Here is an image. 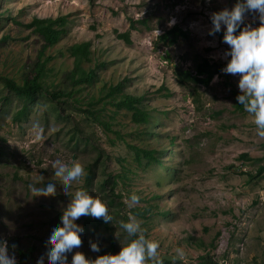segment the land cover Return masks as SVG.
Here are the masks:
<instances>
[{"label": "rangeland", "instance_id": "obj_1", "mask_svg": "<svg viewBox=\"0 0 264 264\" xmlns=\"http://www.w3.org/2000/svg\"><path fill=\"white\" fill-rule=\"evenodd\" d=\"M236 2L0 0V13L19 22H0V38L9 37L0 43V76L21 83L36 60L41 42L26 27L35 17L69 16L67 35L47 51L53 56L47 66V89L59 86L71 90L62 79L72 66V60L61 55L68 45L90 42L99 62H107L104 68H97L98 76L91 84L79 85L73 97L61 104L64 111L57 109L45 93L25 101L0 79V238L7 241L16 262L19 252L25 251L29 253L28 264H49L45 244L50 223H59L61 211L75 190H85L92 166L90 194L106 204L112 220L107 229L86 224L87 216L77 218L84 232L73 252L81 251L92 259L118 252L129 240L120 227L119 213L135 217L145 237L157 242L155 260L204 264L202 258L211 257L217 264H264V170L256 175L264 167V137L257 135L252 114L238 109V74L220 71L228 59L223 55L228 48L222 41L223 26L220 32L208 35L210 14L231 9ZM173 18L175 23L169 27L167 22ZM259 23L258 14L246 12L241 27ZM175 25L187 36L179 37L171 46L157 45L158 36ZM128 30L131 44L117 37V33ZM203 58L218 69V79L208 87L179 84L175 69L194 72ZM130 77L126 86L129 92L147 93L150 109L162 118L163 124L156 129L165 137L162 139L169 150L163 152L161 165H146V160L140 165L136 160L128 144L140 145L146 136L137 130L126 110L104 107V117L114 132H106L78 110L90 106L100 109L103 102H92L105 95L103 87ZM73 98L79 100L75 108ZM24 106L26 116L16 120V113ZM37 127L42 139L36 138ZM75 127L83 134L71 139ZM56 155L73 158L84 168V175L66 192L61 185L63 178L52 170ZM49 175L56 177V191L40 190L32 195L29 185L35 187ZM104 179L109 183L103 189ZM114 181L121 198L116 197L115 206H111L107 201ZM131 193L139 200L129 207ZM135 209L147 211L146 217L137 215ZM90 241L98 242L99 252L90 250ZM41 251L44 259L37 262L36 254Z\"/></svg>", "mask_w": 264, "mask_h": 264}, {"label": "clouds", "instance_id": "obj_2", "mask_svg": "<svg viewBox=\"0 0 264 264\" xmlns=\"http://www.w3.org/2000/svg\"><path fill=\"white\" fill-rule=\"evenodd\" d=\"M258 14L260 23L252 27L250 24H241L245 13ZM211 27L208 35L220 32L223 26L222 41L228 45L223 55L228 57L221 72L237 75L238 93L235 96L237 104L243 110L252 114L256 125L257 135L264 137V0H237L231 9L225 7L214 11L209 16ZM175 23L174 18L169 19L168 26ZM218 77L213 76L212 82ZM36 138L42 139L37 127ZM52 170L63 178L61 183L65 192L73 181L84 175V168L73 158H64L60 155L52 157ZM54 182L56 177L49 175L37 186L29 185L32 195L40 190L50 193L56 191ZM129 207L135 205L139 197L135 193L128 196ZM101 218L103 222H111L112 217L106 204L99 198L89 194L83 188L74 191L70 201L63 208L59 216V223L53 220L46 234V256L49 264H148L157 255L158 244L149 240L143 234L139 221L129 215L127 221H122L120 227L124 230L128 242L121 246L116 253H105L94 259L86 258L81 251L73 252L79 248L83 226L76 223L80 216ZM6 240L0 238V264H17L14 254H10ZM15 248V245H11ZM93 252H99L100 246L96 241L89 242ZM71 253V259L67 254ZM36 261L44 259V252H37ZM156 264H159L158 260Z\"/></svg>", "mask_w": 264, "mask_h": 264}, {"label": "trees", "instance_id": "obj_3", "mask_svg": "<svg viewBox=\"0 0 264 264\" xmlns=\"http://www.w3.org/2000/svg\"><path fill=\"white\" fill-rule=\"evenodd\" d=\"M5 14L6 13H0V22L4 19L6 21L9 20L19 24L16 18H12L11 16L7 17ZM68 17V15H59L49 18L35 17L30 23L26 24V27L32 29L33 33L38 36V39H40L41 42L37 50L36 60L30 69H28L27 75L22 78L21 83L17 82L13 78L0 76V79L4 81L5 87L12 93L16 94L17 97H20L25 101H33L36 99L38 94L45 93L48 97H50L51 102L57 109L59 108V110L64 111V108L60 109V107H62L61 104L67 103L68 101L66 99L73 97L79 85L84 83L91 84L98 76L97 68H104L107 64L105 60H101L99 62V59L96 58L90 42H76L68 45L64 51H61V55L70 58L72 60V66L63 74L64 76L62 79L68 84V86L71 87V90L60 88L59 86L53 90L47 89L46 79L49 77L47 66L53 59V56L47 55V51L50 48H56L61 40H63L67 35L69 25ZM133 26L134 22L131 24V27ZM186 36V32L178 25H175L171 29L159 35L156 44L171 46L177 42L179 37ZM117 37L118 39L124 40L126 44L132 43L130 40V30L124 33H117ZM8 38V36L3 35L0 38V43H5ZM174 74L177 81L181 85L193 83L196 86L208 87L212 81V77L218 74V69L213 68L208 58H203L200 62L196 63L194 72L176 68ZM131 79L132 77L124 78L116 84L104 86L102 91H105V95H103L99 100H96L97 102H92V104L103 102V106L100 109H95L90 106L86 109L78 108V110L84 113L88 121L99 124L106 132H114V129L112 128V123L107 121L104 117V107L106 105H111L117 110H126L130 113L131 120L137 126V130L146 136L140 145L128 144L129 147L134 149L136 160L140 165H142L143 160L147 161L146 165H150L152 163L161 165L163 161V159H161L163 152L169 150L168 146H165V139H162L165 137L162 136L159 129H156L157 125L163 124L161 121L162 118H160V114L156 116L154 111L150 109V104L147 100V93L136 94L129 92L126 86ZM65 96L66 98L63 99ZM195 101L197 102L198 100L195 99ZM78 103L79 100L77 98H73L72 105L74 108ZM26 107L27 106H24L16 113V120H21L26 116ZM238 109H243V106L238 104ZM71 112L72 110H70L66 115L71 114ZM82 134V130L75 127V130L71 134V139L80 138V135ZM116 134L119 136L118 133ZM173 139L174 137H171V144L174 143ZM86 142L89 143L88 140H86ZM99 156L100 153L98 154V158ZM243 157H246V155H243ZM88 169L89 171L86 176L87 180L85 190L90 194L89 188L93 179V167L89 166ZM259 169L257 171L258 174H256L258 176L264 170V167H260ZM118 177L127 178L126 174H119ZM108 183L109 180L104 179L101 187L104 189L108 186ZM116 183L117 182L114 181L109 188V199L107 203L111 206H115L116 197L121 198V195L116 194L115 192ZM134 212L142 217H146L147 213V211L142 213L140 209H135ZM117 215V217L121 219V222L123 220L127 221L128 219L127 215L123 216L119 213ZM162 215L164 216L165 213H162ZM89 223L92 225L94 224V226L103 225L107 229L110 228L109 225L111 224V222H103L101 218L87 216L86 224ZM110 235L111 245L112 247H115L116 242L113 232H111ZM19 254L20 259L17 261V264H28L29 253L20 251ZM202 260L204 264H217L211 257H203ZM156 261L157 260L152 258L148 261V264H156ZM158 262L159 264H186L183 261H172L166 259L158 260Z\"/></svg>", "mask_w": 264, "mask_h": 264}]
</instances>
